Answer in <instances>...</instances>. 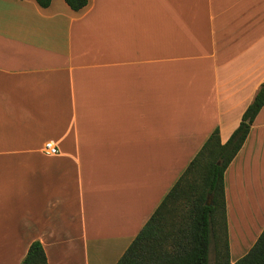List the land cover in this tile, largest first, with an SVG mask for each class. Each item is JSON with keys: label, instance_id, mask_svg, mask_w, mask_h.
Instances as JSON below:
<instances>
[{"label": "crops", "instance_id": "0c3cea01", "mask_svg": "<svg viewBox=\"0 0 264 264\" xmlns=\"http://www.w3.org/2000/svg\"><path fill=\"white\" fill-rule=\"evenodd\" d=\"M261 82L264 0H0V264L35 240L48 264L62 250L114 264ZM223 187L229 247L249 248L264 227V105Z\"/></svg>", "mask_w": 264, "mask_h": 264}, {"label": "trees", "instance_id": "16d2710c", "mask_svg": "<svg viewBox=\"0 0 264 264\" xmlns=\"http://www.w3.org/2000/svg\"><path fill=\"white\" fill-rule=\"evenodd\" d=\"M47 7L51 0H35ZM88 0H64L77 11ZM264 105V82L225 142L218 128L208 135L179 177L114 264H208L212 241H223L216 264H264V227L250 248L230 262L223 174ZM20 264H48L42 244L32 241Z\"/></svg>", "mask_w": 264, "mask_h": 264}, {"label": "rangeland", "instance_id": "374dc122", "mask_svg": "<svg viewBox=\"0 0 264 264\" xmlns=\"http://www.w3.org/2000/svg\"><path fill=\"white\" fill-rule=\"evenodd\" d=\"M244 235L241 234V236ZM229 239L231 241V247H229V260L230 262H233L241 255H243L250 247L246 248L249 244L248 242H242L241 244H239L240 248H238L237 245H234L233 238L229 237ZM227 240H228V234H227ZM222 250H223V241L221 238L220 241L218 240V242L216 241V243L215 240L212 241L209 250L208 264H216L220 259H224V252ZM56 254H57V259H53V261L56 260L60 261L59 264H76V263L78 264L80 260V256L78 254V251L76 250L56 251ZM65 260L67 261L66 263H64Z\"/></svg>", "mask_w": 264, "mask_h": 264}, {"label": "built area", "instance_id": "2783aa9c", "mask_svg": "<svg viewBox=\"0 0 264 264\" xmlns=\"http://www.w3.org/2000/svg\"><path fill=\"white\" fill-rule=\"evenodd\" d=\"M43 147H44V151L46 153H49V154H55V153H57L56 146L52 142H50V141L45 142L44 145H43Z\"/></svg>", "mask_w": 264, "mask_h": 264}]
</instances>
